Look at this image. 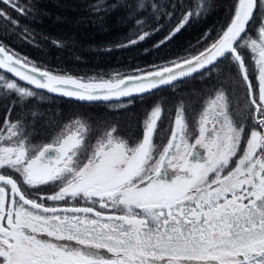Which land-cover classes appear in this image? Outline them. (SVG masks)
<instances>
[{
	"label": "snow or ice",
	"instance_id": "6c2138e0",
	"mask_svg": "<svg viewBox=\"0 0 264 264\" xmlns=\"http://www.w3.org/2000/svg\"><path fill=\"white\" fill-rule=\"evenodd\" d=\"M0 2L26 14L19 0ZM147 8L155 17L162 5L140 0L136 11ZM209 11L195 0L154 47ZM229 11L202 50L109 78L42 70L0 43V264H264V0H233ZM132 19L140 32L120 47L153 34ZM0 22L19 27L3 9ZM197 79L211 81L195 94L199 110L180 100L163 135L157 102L133 142L76 117L33 143L41 114L25 110L31 99L126 107Z\"/></svg>",
	"mask_w": 264,
	"mask_h": 264
},
{
	"label": "trees",
	"instance_id": "16d2710c",
	"mask_svg": "<svg viewBox=\"0 0 264 264\" xmlns=\"http://www.w3.org/2000/svg\"><path fill=\"white\" fill-rule=\"evenodd\" d=\"M139 2L105 0L107 11L98 12L94 5L99 0H19V4L26 9L25 15H20L0 2V9L19 22V27L0 22V43L55 74L82 79L109 78L117 73L130 74L138 68L185 56L186 50H202L206 46L202 41L205 33L211 30L214 37L217 30L227 23L233 0H208L209 13L193 19L159 49L154 45L170 32L183 13L194 7L195 0H144L145 4L155 2L162 5V10L155 17L151 8L137 12ZM164 11L171 15L165 16ZM133 16L145 20L147 23L143 31L153 34L131 47H120L128 39L136 38L140 32L134 24ZM185 83L195 84V94H201L211 86L208 79L189 80ZM182 85L175 90L163 89L145 96L143 100L135 99L126 107L78 102L51 94H45L42 101L31 99L24 106L25 110L36 109L41 114L35 121L40 135L34 138L33 143L50 141L53 132L78 116L84 117L93 128L106 121H113L119 126L120 135L133 141L142 132L141 125L147 110L159 101L169 109L183 90ZM187 101L197 109L196 95L188 97ZM5 102H0V106ZM19 111L17 107L13 118H16ZM105 114L109 117L99 121L98 118ZM77 205L88 206L84 201L69 202V206Z\"/></svg>",
	"mask_w": 264,
	"mask_h": 264
},
{
	"label": "rangeland",
	"instance_id": "374dc122",
	"mask_svg": "<svg viewBox=\"0 0 264 264\" xmlns=\"http://www.w3.org/2000/svg\"><path fill=\"white\" fill-rule=\"evenodd\" d=\"M90 78H95V77H90ZM89 79V78H88ZM85 80H87V79H85ZM181 89H183V90H181V93L179 94V96H178V98L176 99V101H175V103H173V104H171L170 105V108L169 109H166V107H165V105L163 104V102L162 101H159L161 104H162V106H163V108L164 109H166V113H165V116H164V124L161 126V135H163L164 134V130H165V128L168 126V124H169V118L170 117H174V115H175V110H176V107L179 105V102H180V100H183L184 101V103L187 105V104H189V102L187 101V99H188V97H195V91H196V88H195V84L194 83H185V84H183L182 85V88ZM205 91H203V92H201V95L204 93ZM241 98H243L242 96H241ZM199 110V108H198V106H197V109H196V111H198ZM186 115L188 116V119H189V123L191 124V122H192V119H193V115H192V113L191 112H187L186 113ZM78 117H80V116H78ZM109 117V115H104V116H102V117H100V118H98V120L99 121H101V120H105V119H107ZM76 118V117H75ZM81 118H83V119H85L84 117H81ZM74 119V118H73ZM72 120V119H71ZM70 121V120H69ZM69 121H67L66 123H68ZM66 123H64V124H66ZM64 124H62L61 125V127L64 125ZM105 124H107V125H116L117 126V124L116 123H114L113 121H106V122H104V123H101L99 126H97V127H103ZM60 127V128H61ZM118 128H119V126H117ZM60 128L56 131V132H53L52 134H51V136H50V141H51V138H52V136H54L59 130H60ZM142 129V128H141ZM141 134H142V132H139V134L136 136V138L135 139H133V141H135V140H137V139H139L140 138V136H141ZM50 141H48V142H50ZM133 141H130V142H133ZM94 142V141H93ZM157 143H161L162 141L161 140H157L156 141ZM44 143H47V142H44ZM189 143L191 144V143H194V138H191L190 140H189ZM14 178H16V177H14ZM56 189H54V188H45L43 191L44 192H46V193H48V194H51L53 191H55ZM69 202H71V201H69ZM47 203H49V204H51L52 202H47ZM88 206H90V205H88ZM75 207H79V205H77V206H75ZM80 207H82V206H80Z\"/></svg>",
	"mask_w": 264,
	"mask_h": 264
},
{
	"label": "water",
	"instance_id": "95a60500",
	"mask_svg": "<svg viewBox=\"0 0 264 264\" xmlns=\"http://www.w3.org/2000/svg\"><path fill=\"white\" fill-rule=\"evenodd\" d=\"M41 68V67H40ZM42 70H46V69H43V68H41ZM74 77V76H73ZM76 78H78V77H76ZM21 83H23V82H21ZM51 95H53V94H51ZM54 96H56V95H54ZM59 97V96H58ZM66 99H69V98H66ZM74 100V99H73ZM76 101V100H75ZM79 102V101H78Z\"/></svg>",
	"mask_w": 264,
	"mask_h": 264
}]
</instances>
